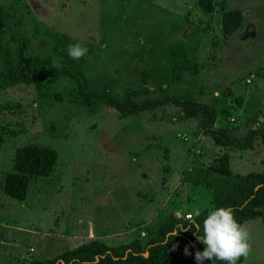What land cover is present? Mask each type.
I'll return each mask as SVG.
<instances>
[{"label": "rangeland", "instance_id": "rangeland-1", "mask_svg": "<svg viewBox=\"0 0 264 264\" xmlns=\"http://www.w3.org/2000/svg\"><path fill=\"white\" fill-rule=\"evenodd\" d=\"M197 1L0 0V14L5 45L14 57L16 45L26 44L32 73L64 64L87 92L108 90L124 100L129 90L146 87L136 99L205 102L217 112L216 128L243 138L264 126V0H213L211 13ZM232 8L241 10L243 23L224 36L221 17ZM74 43L88 49L78 61L66 51ZM2 68L0 264L54 256L101 227L110 245L146 240L173 206L198 213L211 205L207 183L224 176L209 166L223 152L233 175L263 169L258 139L244 150L216 145L201 116L186 117L171 101L121 115L104 98L87 103L69 75L5 85ZM33 143L53 147L57 162L48 177L31 180L24 200L11 198L2 192L3 176L15 148ZM175 184L170 197L163 189ZM262 213L255 209L243 224L250 253L239 264H264Z\"/></svg>", "mask_w": 264, "mask_h": 264}, {"label": "trees", "instance_id": "trees-1", "mask_svg": "<svg viewBox=\"0 0 264 264\" xmlns=\"http://www.w3.org/2000/svg\"><path fill=\"white\" fill-rule=\"evenodd\" d=\"M198 6L205 13L213 11V0H198ZM243 23L241 10L232 8L223 12L221 17V31L228 36L238 30ZM5 24L0 14V63L3 64L2 79L5 85L18 83L39 85L43 81L58 75H69L78 84V91L87 103L92 98H104L106 103L121 115L139 113L154 109L167 101L180 106L186 117L201 116L203 119V133L211 137L216 145L234 147L244 150L251 148L258 139L264 144V126L251 127L243 138H238L225 128H216L217 112L215 108L205 102L191 99H179L172 96L149 97L136 99L139 94L147 93L146 87L128 91L124 100H119L110 91L100 93L84 90L79 78L66 65L59 64L42 67L32 73V57L27 52V46L19 42L14 50V57L5 45ZM143 81H146L144 73ZM57 151L45 144H24L15 148L11 170L2 179V192L14 199L24 200L28 186L36 177H48L57 162ZM261 171H249L244 174L233 175L229 165V154L223 152L215 158L209 168L222 174L224 178L217 184L207 183L212 189L211 205L196 213L193 218L174 216L170 220L160 223L154 233H150L146 240L133 239L125 243L108 245L97 238L87 239L72 248H64L59 253L48 258H32L25 264H197L194 259L196 251H203V245L197 242L196 236L203 234V221L210 211L219 207H230L234 211L235 219L243 224L254 215L257 208H262L261 224L264 226V157L261 159ZM197 227L200 229L198 233ZM187 229V231H181ZM178 234H174L178 232ZM175 250H173V246ZM188 246L190 255L184 254ZM243 261V257L239 263ZM203 264H224L221 261L205 260Z\"/></svg>", "mask_w": 264, "mask_h": 264}, {"label": "clouds", "instance_id": "clouds-1", "mask_svg": "<svg viewBox=\"0 0 264 264\" xmlns=\"http://www.w3.org/2000/svg\"><path fill=\"white\" fill-rule=\"evenodd\" d=\"M66 51L69 58L76 61L88 53V49L80 43L69 44ZM196 231L200 233L199 227ZM178 233L179 231L174 234ZM196 240L203 245V251H196L194 254L197 264H203L205 260L239 264V260L250 253V234L244 225L236 221L230 207L210 211L203 221V234H198ZM175 247L174 245L173 250ZM184 254L190 255L188 246H185Z\"/></svg>", "mask_w": 264, "mask_h": 264}, {"label": "crops", "instance_id": "crops-1", "mask_svg": "<svg viewBox=\"0 0 264 264\" xmlns=\"http://www.w3.org/2000/svg\"><path fill=\"white\" fill-rule=\"evenodd\" d=\"M230 159V158H229ZM231 169V168H230ZM186 185H185V184ZM184 183H182L181 185H183L184 184V186H188V183L187 182H184ZM178 184V183H177ZM177 184H175V185H172V186H170V187H168L167 189H166V187L163 189L164 190V192H169L171 195L172 194H174L175 195V193H177V192H175V191H172L173 189H175V188H177ZM179 187V186H178ZM174 195H172V196H170V197H173ZM187 198V197H186ZM161 211V210H160ZM255 212V211H254ZM184 213L185 214H187V213H193V214H196V213H194L193 212V210H191V209H189V208H186V205L185 206H183V208H176V207H172L171 209H170V211H169V215L168 216H165V217H162V218H164V219H166V220H170L171 218H173L174 216H177V217H183L184 216ZM261 216H262V214H261ZM261 216H258L259 217V219H260V222H261ZM130 221V220H129ZM128 221V222H129ZM246 221H248V220H246ZM245 221V222H246ZM123 222H124V220H123ZM126 222H127V220H126ZM244 224V223H243ZM242 224V225H243ZM142 227H140V228H143V226H145V224H142L141 225ZM121 227H123V226H121ZM109 229H112L111 231H115V230H113V228H109ZM108 230V228H104V227H101L100 229H98V232H96V236H94V237H92V238H97V239H100V240H103V241H105L106 243H108V241L109 240H107L106 238H107V233H106V231ZM92 230L89 228L88 229V232H86L85 233V235L86 236H88L89 237V235H92ZM91 233V234H90ZM110 233H113V232H110ZM77 234H76V232H73V233H70V236H72V237H74V236H76ZM67 238H69V236L67 237ZM68 241V240H67ZM81 243V242H80ZM109 244V243H108ZM76 246V245H75ZM75 246H73V247H75ZM68 248H70V247H68ZM72 248V247H71ZM60 252V251H59ZM56 253H58V252H56Z\"/></svg>", "mask_w": 264, "mask_h": 264}, {"label": "built area", "instance_id": "built-area-1", "mask_svg": "<svg viewBox=\"0 0 264 264\" xmlns=\"http://www.w3.org/2000/svg\"><path fill=\"white\" fill-rule=\"evenodd\" d=\"M252 76H253V75H251V77H252ZM251 77H250V78H251ZM250 78H248L247 81H250ZM190 217H192L190 213L185 214V218H186V219H187V218H190Z\"/></svg>", "mask_w": 264, "mask_h": 264}]
</instances>
